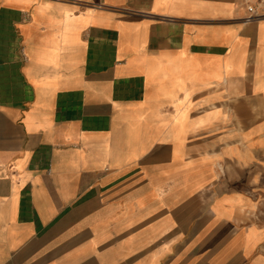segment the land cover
Masks as SVG:
<instances>
[{"label": "crops", "instance_id": "obj_1", "mask_svg": "<svg viewBox=\"0 0 264 264\" xmlns=\"http://www.w3.org/2000/svg\"><path fill=\"white\" fill-rule=\"evenodd\" d=\"M244 0H0V264H264V17Z\"/></svg>", "mask_w": 264, "mask_h": 264}, {"label": "built area", "instance_id": "obj_2", "mask_svg": "<svg viewBox=\"0 0 264 264\" xmlns=\"http://www.w3.org/2000/svg\"><path fill=\"white\" fill-rule=\"evenodd\" d=\"M246 20L264 17V0H244Z\"/></svg>", "mask_w": 264, "mask_h": 264}, {"label": "rangeland", "instance_id": "obj_3", "mask_svg": "<svg viewBox=\"0 0 264 264\" xmlns=\"http://www.w3.org/2000/svg\"><path fill=\"white\" fill-rule=\"evenodd\" d=\"M263 206V209H261L262 213L264 212V205ZM259 222V225H263L264 227V213L261 215V219L257 220ZM264 236V235H263Z\"/></svg>", "mask_w": 264, "mask_h": 264}]
</instances>
